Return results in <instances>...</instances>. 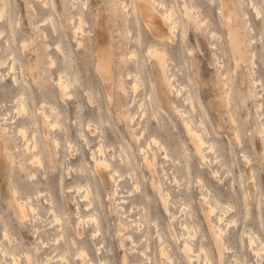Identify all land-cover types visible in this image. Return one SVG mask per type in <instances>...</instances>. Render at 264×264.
I'll return each mask as SVG.
<instances>
[{
	"label": "rangeland",
	"instance_id": "obj_1",
	"mask_svg": "<svg viewBox=\"0 0 264 264\" xmlns=\"http://www.w3.org/2000/svg\"><path fill=\"white\" fill-rule=\"evenodd\" d=\"M65 1L49 0L44 6L41 0H10L11 7L3 12L5 15L0 13V61L3 62L0 64V140L2 129L6 127L4 136L10 147L6 150L0 143V243L9 252H15L19 264H30L25 252L33 255L34 264H102V260H106V264H199V259L188 262L182 251L184 229L181 224L188 221L197 227L194 229L196 248L206 246L212 264H264V254L259 258L249 247L251 231L260 234L264 241V0H257L263 12L261 18L249 0H242V8L248 13L251 24L247 35L253 38L249 57L255 53L254 63L248 61L249 68L244 75L236 71L225 37L220 36L223 32L217 24L214 5L209 0H188L193 10L194 5H200L202 15L207 16L205 22L200 28L189 23L184 44L181 43V28H177L176 43H170L167 51L175 81L193 88L194 105L186 103L183 96L163 82L156 58L148 53V47L156 40L142 21L137 25L132 0ZM123 1L128 4V11L121 9ZM178 1L183 11L182 1ZM79 11L84 31L76 38L73 26L79 24ZM67 17H72L70 23ZM99 17L106 23L101 42L106 39V34L111 35L114 59L119 63L111 97L96 71L94 47ZM7 20L12 21V28ZM212 29L216 30L214 35L209 31ZM25 41L28 43L23 46ZM57 42L64 45V60L55 49ZM13 50L17 60L10 56ZM38 54L41 57L38 58ZM52 58L56 60L55 67L51 64ZM138 60L143 63L141 78L136 76ZM29 64L34 68L31 69ZM64 68L73 84L72 94L62 96L52 80ZM31 74L37 78L43 76L45 80L36 85L30 80ZM14 76L30 86L23 96H26L24 108L19 101L22 100V88ZM119 78L125 91L117 85ZM253 79L257 82L255 94L249 92ZM134 84H138L136 92ZM222 88L230 93L229 105L223 101ZM44 102L46 110L54 105L58 114L53 118L59 123L56 128L49 125L51 148L57 152L53 166L49 145L42 133L40 107ZM177 106L188 110L197 125L201 118L204 120L209 132L204 131V136L215 142L212 151L204 149L205 160L189 139ZM126 109L135 116L134 132L123 116L122 110ZM32 110L37 124L30 119ZM88 124L95 132L90 131ZM22 125L27 128L30 138L37 130L40 162H32V152L24 150L26 140L19 132ZM143 131L140 139L132 134ZM100 137L112 162L107 174L120 172L119 175L115 173L117 180L119 178L118 187L111 178L103 185L98 177L92 155ZM54 138L59 140L58 144L54 143ZM153 138L164 146L159 148L156 144L160 142ZM142 146L149 147L150 155L156 153L158 157L153 170L143 162ZM125 149L131 164L122 161L128 157ZM153 179L161 181L163 193L171 192V213L165 210L161 195L152 187ZM87 181L93 189L94 202L90 208H86V201L81 200L76 187L87 185ZM11 188H16L22 198L30 196L38 207L37 212L30 211L28 219H19L2 196V192ZM209 202L217 204L218 211L213 220L223 226V235L230 248L222 259H219L202 211V205ZM77 204L85 217L84 225L80 224L83 235L77 231ZM227 205L230 207L228 214L224 222L219 223L218 214ZM55 214L59 218L62 216L64 222L56 219ZM124 224L129 226L128 230L121 231ZM5 229L9 231V238L3 236ZM95 232L100 233L96 235ZM128 232L133 235L134 243L127 239ZM72 237L88 248L95 262L86 263L76 257L77 247L71 244ZM64 239L68 242V250ZM162 246L172 260L161 255ZM142 250L147 251L151 261L142 255ZM62 253L68 258L61 259ZM48 256L50 260H47ZM9 263L10 256H3L0 251V264Z\"/></svg>",
	"mask_w": 264,
	"mask_h": 264
},
{
	"label": "bare ground",
	"instance_id": "obj_2",
	"mask_svg": "<svg viewBox=\"0 0 264 264\" xmlns=\"http://www.w3.org/2000/svg\"><path fill=\"white\" fill-rule=\"evenodd\" d=\"M41 1H43L44 6H46L49 3V0H41ZM67 1L68 0H66L65 2H67ZM181 1H182V7L184 8L183 11L180 9L181 5H180L178 0H132V5H133V12L135 13V19H136L137 25L141 24V21H142L143 24L145 25L146 30L156 40L154 43L150 44V46L148 47V53L153 54V57L156 58L157 65L159 66V70L158 71L161 74L163 82H165L168 87H170L171 89L175 90L179 96H183V99H184V101L186 103H190L191 105H194V103H195V101H194L195 100V93H194V90L191 87V85L190 84H184V83H181V84L177 83L175 81V79H174L175 74L171 73V71H170V64L168 63V57H169L168 55H169V53H168L167 49H168V45L170 43L171 44H175L176 43L175 41H176V36H177L176 35V31L178 30L177 28H179V27L181 28V41H182L181 43L184 44L186 39H187V36H188V25H189V23H194L197 27L200 28L202 22H205V19H206L207 16L206 15H202L203 14V10H201L200 5H194V7L196 9L194 8V10H193V8L188 4V0H181ZM249 2H250V5H252L254 11L256 12L258 18H261L262 15H263V12H262V8L259 5V2L257 0H249ZM209 3L213 4L214 7H215V12L214 13H216V21H217V24L219 25V27L221 28V30L223 32L222 35L220 34V36H224L225 37L224 40L227 43L228 51L231 53V57H232V60H233V63H234V67H235L236 71H238V72H240L241 74L244 75L245 74V70H247L249 68L248 61L252 60V62L254 63L253 58H254L255 53L253 52L251 57H249L250 44L252 43L253 38H249L248 35H247V33L249 32L248 29L250 28L251 24H250V20L247 17L248 13L244 12V10L242 8L243 7L242 6V0H209ZM9 5H10V0H0V13H3L4 11H6L7 7ZM127 6H128L127 2L123 1V3L121 4V9L123 8L124 11L125 10L128 11V7ZM9 7H11V6H9ZM116 8H118V7H116ZM177 8H178V10H177ZM10 12H11V9H10ZM78 14L80 15L79 24L78 25L77 24H75V25L73 24L74 25L73 26V35H74V37H76V35L79 32L84 31L83 30V25H82L83 22H82V13H81V11H79ZM1 15L4 16L5 14L3 13ZM7 15L8 14H6V17H8ZM70 18H72V17H67V21H69V23H70ZM1 19H3V18H1ZM7 23H9V26H11V28H12V25H13L12 21L9 20ZM54 23L55 22H53V24ZM97 23H98L97 24V28L95 29L97 41H96V45L94 47L95 57H96V71L99 74L100 79L103 82L104 86L106 87V89L108 91V94H109V97H111L113 85L115 83V78H116V70H117L116 68H118V64L119 63L117 61H115V59H114L115 54H114V48H113V45H112L111 35L109 33L106 34V36H107L106 39L104 40L103 43L101 42V37L106 32L105 31L106 30L105 29L106 23L103 21V18H101V17H99V19L97 20ZM70 28H71V26H70ZM13 31H14V29H13ZM55 31H56V28H55ZM209 31L211 32L212 35H214V32L216 30L212 29V30H209ZM1 33L2 32L0 31V34ZM206 34H209V33L207 32ZM45 35L47 36V34H45ZM212 35H210V36H212ZM14 36H16V35L14 34ZM218 36H219V34L217 35V37ZM76 38H78V37H76ZM214 38H215V36H214ZM8 41H10V40H8ZM25 42H23L24 43L23 46H26V44L28 43V42H26V43ZM78 42H79V45H81L80 44L81 41H78ZM262 42H263V40H262ZM48 45H50V44H48ZM213 47H214V43H213ZM30 49H33V48H30ZM55 49L58 51L59 55L64 60L65 59V49H64L63 43L62 42H57L56 45H55ZM190 52L192 53V50H190ZM134 54H136V53H134ZM10 56H12V58L14 60H17V58H18L17 55L14 53V50H13V52H12V54ZM37 57L38 58L41 57V54H38ZM34 58H35V56H34ZM170 60H169V62H171ZM217 62H219V61H217ZM2 63L3 62L0 61V64H2ZM13 63H15V62H13ZM137 63H138V65H137L138 66L137 67L138 71L136 73V76H137V78H141L140 75H141V72H142L143 63H142V61H139V60H138ZM30 64H32V63H30ZM51 64H52L53 67L56 66V60L54 58L51 59ZM32 65H30V66H32ZM12 68H14V64H13ZM33 68L34 67L32 66L31 69H33ZM31 69H30V73H32ZM16 76H14L15 77V82L17 84H20L21 88H22V93H21V96H20L22 100H19V101L21 102L20 103L21 106H23L22 108H24V107H26L25 106V100H24V98L26 96L25 97H23V96L25 95L26 90H28L30 86L25 80H20L19 81ZM30 77H31L30 80L32 81V83H34L36 85L41 84L43 79L45 80V78H43V76H40V75L38 77L39 79L36 76L32 75V74L30 75ZM137 78H135V79H137ZM52 79H54V78H52ZM119 80L120 81L117 83V85L120 87L121 90L125 91V87L123 85L124 83L122 82L121 78H119ZM137 80L139 82V79H137ZM52 81H53V83L55 82V84H56V86H57V88H58V90H59V92H60V94L62 96L71 95L72 94L71 87H72L73 81H72V78H70L68 70L66 68L61 69L59 71V73H58V77L56 79L52 80ZM256 83H257L256 80L253 79V85L249 86V92L251 94H255L254 87H255ZM44 84L45 83H43V85ZM137 87H138V84H137V86H136V84L133 85L134 92H136V90H137L136 88ZM227 92H228L227 90L223 89L221 91V96L224 99L223 101L227 105H229L231 98L228 95L230 93H227ZM164 94H165V92H164ZM44 106H45V102L40 107L41 108L40 112L42 113V116H41V119H42V133H43V135H44V137L46 139L47 144L49 145V150L48 151L50 153V157H51V160H52V166H53L54 165V156H57V152L51 148L52 146H51V143H50L51 141H50V138H49V131H50L49 130L50 129L49 125H51V127H55L56 124H59L57 119L56 120L53 119L55 117L57 118L58 114H57V110H56L57 108L54 105L49 108L50 110H48V109L46 110V108ZM193 107H195V106H193ZM22 108H21V111H22ZM176 109H177L178 114L182 118L183 127L185 128V131L188 134L189 139L193 143V145H194V147L196 149V152L201 154V155H203L205 153V152H203L205 148H208L210 151H212L211 149L215 148V142L214 141L210 142V141H208L205 138L204 131H207L208 129L204 125V120L201 118L200 121H199L200 125H197L195 123V121H194V116L188 110H186L185 108H182L180 106H177ZM26 110H25V112H28ZM122 113H123V116L125 117V119L127 121V126L129 127V129L131 128V130L134 132L135 131V127L133 126L132 123H134L133 121L135 119V116H133L132 113H130V111L128 109L122 110ZM232 115H233V113H232ZM30 119L33 120V122H35L37 124V122H36L37 119L35 117V114H34L33 110H32V113L30 114ZM233 119H235V118H233ZM235 120H233V122H235ZM88 127H89V129H90V131L92 133L95 132V129L92 128L91 124H88ZM96 128H99V127H96ZM262 129L264 131V123H263ZM5 130H6V127H3V129H2L3 134H2V137H1L2 140H0V143H2L6 147V150H7L10 147H9V140L6 138V135L4 136V134L6 132ZM19 132L22 133V135L25 138L24 140H26V143H25V146H24V150L27 151V152H32V154H33L32 158H31V161L32 162H35V161L36 162H40L42 158H41V156H39V154L41 155V152H40L41 150H40V147H39V141L40 140H39V136L37 134V130L34 131L35 133L33 134V138L27 137V128L24 127L23 125L19 128ZM143 133H144V131L141 132L140 134H136V133H132V134L134 135L135 138L140 139L139 136H141V134H143ZM236 134H237V136L240 135L239 133H236ZM83 136H84L86 142L89 143L87 135L84 133ZM154 138H156V137H154ZM154 138H153V140L155 141ZM237 139H238V137H237ZM155 142H157V139H156ZM158 142H160V141H158ZM54 143L58 144L59 140L56 138L54 140ZM148 144L150 145L151 142L148 143ZM148 144H147V146H149ZM156 145L158 147L159 146L162 147L163 144L160 142V143H158ZM147 146H145V147L142 146L141 147V151L144 154L143 162L146 164V166L150 170H153L154 168H156V160L158 159V157H156V153H153L152 155H150L149 149H147V148H149V147L151 148V145L149 147H147ZM125 150H127V149H125ZM126 155L128 156V150H127V154ZM121 156H123V154ZM166 156H167V154H166ZM92 157H93V160L95 162V168H96L98 177L102 181L103 185H107V183L110 182L109 180L111 178L115 182V186L118 187L119 178L117 180V178L115 177V173H118V170H116L117 172L116 171L115 172L114 171L111 172L109 175L106 172L108 169H111L112 162H111L110 158L107 155V152L105 150V144H104V141H103V139L101 137H100V142H99V145H98L97 149L93 151ZM204 157H205V155H203L202 159H204ZM122 161L126 162L128 164L132 163L130 156H128L126 159L123 158ZM20 165H21V168L24 169V163L21 162ZM119 173H118V175H119ZM86 174H87V172H86ZM130 174H132V173H130ZM153 174H154V172H153ZM164 174H166V173H164ZM216 174L217 173H215V175ZM32 175L34 176L35 173H32ZM154 179L152 180V187L159 192V195H161L162 202H163L165 210L168 213H171L170 204H169V199L172 196L171 192L166 189L167 191L165 193H163L164 189L162 187L161 181L154 180ZM198 180H199V178H198ZM201 180H202V178H201ZM252 180L256 181V179H252ZM88 182L89 181H87V185L79 184L78 186H76L77 187V191L80 193V196L82 198L81 200L86 201V208H88V206L90 208L92 203L94 202L93 198H92L93 189H92L91 186L88 185L89 184ZM1 185H0V187H1ZM41 194H43V193H41ZM115 194H117V193L115 192ZM2 196H3V199L6 202V204L13 210L14 214L21 220L28 219V217L30 216V211L31 212H37L38 207L36 206L35 202H34L35 204L33 203V199L31 201L30 196H28V198H22L20 196L19 191L16 188H11L10 191H7L6 193L2 192ZM206 200H207V197H206ZM219 205H220V203H219ZM183 207H184V205H183ZM183 207H182V209H183ZM221 207H222V205H221ZM222 208H221V210H222ZM229 209H230V207L228 206V207H226L224 209V211H222V212H220L218 214L219 223L224 222V220H225L224 217H226V214H228L227 211ZM51 210L54 212V210H56V209L53 210V208H52ZM76 211H77V215H78V219H79V228L77 229V231L79 232V235H83L84 231L82 229H80V224L83 223V221L85 220V217H84V215H82V211L80 210L79 204H77V206H76ZM202 211H203L205 220L207 222L208 228L210 230L212 239L214 241L215 247L218 250L219 259H222L224 252L225 251H229L230 248H229L228 244L226 243L225 237L223 235L224 232H225V231H223L224 230L223 226L221 227V224H216L214 222V220H213V215L217 214V211H218L217 204H214L212 202H209L208 204H203L202 205ZM54 213H57V212L55 211ZM57 214H55L57 216V217L55 216V218L56 219L58 218V220L63 221V217L60 216V218H59V215H57ZM92 217H93V215H92ZM121 223L123 224V222H121ZM98 224H99V222H98ZM83 225H84V223H83ZM96 225H97V223H96ZM181 225H182V227L184 229V231L182 232V237H181L182 240H183L182 251H183L187 261L188 262H192L194 259H197V260L199 259V264H200V258L204 255L203 256L204 258L202 257L203 258V262H201V264H212V257L210 255L207 247L206 246H201L199 249H197L196 246H195L196 244L194 243V240H196L195 239V233H196L195 230L197 229L196 225H191L188 221L182 222ZM139 226H140V224H139ZM128 227L129 226L127 224H124V226L121 228V231L126 230V229L128 230ZM262 227H263V225H262ZM63 228L64 227H62V229ZM250 231H251V229H250ZM98 233H100V232H98ZM98 233H96V235ZM121 233L123 234V232H121ZM242 233H243V231H242ZM245 234H247V233H245ZM249 234H250L249 235V247H250V249L252 250V252H253V254L255 256H257L259 258H262L263 254H264V241L261 239L262 237L258 233H256V234H254V232L252 233V231ZM3 236H4V238H9L10 235H9L8 229H5L3 231ZM62 236L65 237V232H63ZM127 236H128L127 239L129 238V239L132 240V242L134 241V238H132L133 235L130 232H128ZM81 238H83V237H81ZM122 240H121V242H122ZM64 241H65L66 250H68L69 249L68 242L66 241V239H64ZM70 242H71V244L74 247H77V253L75 254L76 257L86 260V263L87 262L89 263V261H91V263L95 262L93 260L92 256L90 255V252H89L88 248L86 246H84V245H79L80 243L75 237H72ZM58 243H59V241H58ZM163 246L160 249L161 250V255L164 258H166V259L170 258V260H172V257L169 255V252ZM100 247H99V249H101ZM0 251H1V254L3 256H7V255L10 256L11 263H9V264H19V257L15 254V252H9V250L2 243H0ZM25 253H27V256H26L27 258L26 259H27L28 263L34 264L33 255L30 252H25ZM142 255L146 256V258H149V260L151 259L150 256L147 254L146 250H142ZM60 258L61 259L62 258L63 259H67L68 256H67V254L62 253ZM50 259H51V257L48 256L47 260H50ZM101 262H102V264H104V263L106 264V260H102ZM83 264H85V262H83ZM95 264H97V263L95 262Z\"/></svg>",
	"mask_w": 264,
	"mask_h": 264
}]
</instances>
